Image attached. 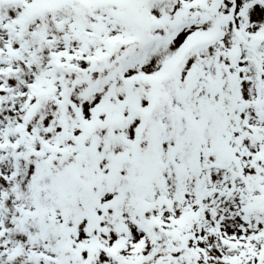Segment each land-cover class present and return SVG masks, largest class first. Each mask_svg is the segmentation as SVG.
Returning <instances> with one entry per match:
<instances>
[{
    "label": "snow or ice",
    "instance_id": "obj_1",
    "mask_svg": "<svg viewBox=\"0 0 264 264\" xmlns=\"http://www.w3.org/2000/svg\"><path fill=\"white\" fill-rule=\"evenodd\" d=\"M0 264H264V0H0Z\"/></svg>",
    "mask_w": 264,
    "mask_h": 264
}]
</instances>
